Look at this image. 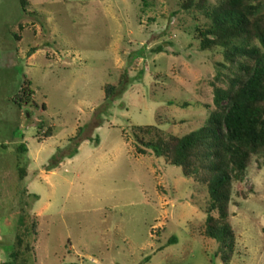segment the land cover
Masks as SVG:
<instances>
[{"label": "rangeland", "instance_id": "rangeland-1", "mask_svg": "<svg viewBox=\"0 0 264 264\" xmlns=\"http://www.w3.org/2000/svg\"><path fill=\"white\" fill-rule=\"evenodd\" d=\"M216 1L0 0V264L22 214L36 222L26 264H264L263 156L230 184L223 261L203 234L205 184L134 151L135 126L180 136L213 109L225 62L219 47L199 49L194 26ZM256 13L264 24V0ZM24 80L30 101L17 107Z\"/></svg>", "mask_w": 264, "mask_h": 264}, {"label": "trees", "instance_id": "trees-1", "mask_svg": "<svg viewBox=\"0 0 264 264\" xmlns=\"http://www.w3.org/2000/svg\"><path fill=\"white\" fill-rule=\"evenodd\" d=\"M23 2L18 0L20 6ZM258 5L259 0H217L204 11L207 26H194L199 49L219 47L228 64L217 63L226 71L217 69L213 76L219 84H212L213 109L204 123L180 136L163 133L154 125L135 126L137 131L133 133L136 153L144 154L149 149L178 166L182 175L205 184L208 202L203 234L218 243L223 261L229 258L233 247V233L227 221L230 184L242 179L251 155L264 157V24L256 13ZM121 81L123 74L117 84L103 85V105L120 94L124 88ZM30 95L31 89L24 80L10 99L19 107L30 101ZM138 131L141 135L153 131L156 136L142 140ZM49 134L46 129L44 135ZM93 141L97 142L96 136ZM75 151L74 147L68 155ZM16 221L22 230L14 233L11 259L6 264H26V251L31 249L23 235L34 234L35 220L22 214ZM21 244L23 248L19 249Z\"/></svg>", "mask_w": 264, "mask_h": 264}]
</instances>
